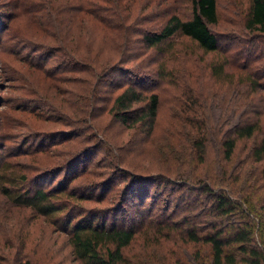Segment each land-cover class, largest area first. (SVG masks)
Returning a JSON list of instances; mask_svg holds the SVG:
<instances>
[{
    "label": "rangeland",
    "instance_id": "rangeland-1",
    "mask_svg": "<svg viewBox=\"0 0 264 264\" xmlns=\"http://www.w3.org/2000/svg\"><path fill=\"white\" fill-rule=\"evenodd\" d=\"M192 3L193 0H0V183L10 193L7 196L0 190V264H78L68 235L60 230L66 216H42L34 209L14 202V197L36 189L48 191L65 185L78 195L94 193V199L80 200V211L99 212L108 221L118 219L122 222L115 207L121 188L129 178L123 180L120 177L135 173L142 178L151 176V179L157 177V171H164L171 165L175 167L171 149H181V154L188 152L189 146L185 143L188 126L204 121H224L226 125L237 123L240 109L234 102L239 99V103H243L245 99L240 95L247 92L244 83L236 82L242 71L232 64L228 67L230 75L217 77L211 72V66L221 62L227 53L235 58L245 47L239 41L246 33L244 24L250 0H217L218 22L209 25L220 40L221 48L217 52L206 53L181 35H176L158 49H147L142 44V35L171 15L190 18ZM78 9H83L80 14L76 13L78 19L93 20L91 11H98L107 21L105 24L85 21L74 28L79 26L82 32L87 28L94 32L95 44L105 56L115 53L121 42L120 34L105 28L109 27L107 23L120 22L126 26L130 35L126 53L132 54V58L123 74L107 79L113 85L104 88L99 99L94 101L90 118L93 128L89 133L67 139V135L77 132L76 127L81 125L73 119L77 116L67 103L70 99L67 92L72 86L81 85H70L68 81L73 80L76 74L62 72L55 56H49L52 47L58 44L52 39V34L59 32L58 24H53L49 18V11L56 10L57 16L65 20L72 13L69 11ZM40 15H45L48 20L39 21ZM113 35L118 38L115 40ZM41 45L49 50L39 49ZM151 59L156 61L154 66L158 74L141 76L127 73L134 66L146 67ZM133 83L140 85L144 93H156L158 96L157 114L151 129L141 124L134 127L125 125L110 111L113 99ZM143 106L144 102L135 105ZM260 126L264 134V111L260 115ZM252 144V139L238 143L229 172H235L238 163L235 161L244 159ZM88 146L94 149L84 154L73 169L57 173L62 169L57 163L63 158L65 149L78 151ZM219 156L213 141L208 145L199 171L214 176ZM109 164L111 166L107 170ZM100 171L112 176L108 186L104 184L108 179L99 186L95 184L102 177L92 174ZM75 172L77 174L71 179ZM88 179L94 184L86 185ZM232 181L237 185L235 178ZM175 189L179 188L176 186ZM150 191L144 210L141 207L139 211L147 213L156 205L151 213L153 219L147 217L143 220L136 212L123 213L127 215V222L131 221L140 228L135 241L124 249L128 264H166L181 252L189 254L191 244L177 250L175 231H171L182 227V220L185 221L187 215H200L199 218L205 221L203 227H208L209 221L205 220L207 200H204L202 192H174L175 196L185 191L190 195V201L174 207L169 202L173 193L171 184L156 182ZM257 193L262 192L257 189ZM103 196L105 199L100 200ZM195 198L197 200L193 202ZM108 200L114 202L109 204ZM63 201L64 197L58 198L56 203ZM160 209H167V214H170L165 222L174 221L177 225L159 223L154 217L163 218ZM71 214L75 215V221L85 217V212H68L67 217ZM154 221V227L162 229L158 235L150 226Z\"/></svg>",
    "mask_w": 264,
    "mask_h": 264
},
{
    "label": "trees",
    "instance_id": "trees-1",
    "mask_svg": "<svg viewBox=\"0 0 264 264\" xmlns=\"http://www.w3.org/2000/svg\"><path fill=\"white\" fill-rule=\"evenodd\" d=\"M250 9L244 24L246 33L239 41L245 46L240 55L234 56L227 53L226 57L219 63L211 66L214 76L230 75L229 65H234L242 71L237 83H244L245 95H240L245 100L239 103L236 99L234 105L240 109L237 123L226 125L221 123L204 121L194 126H188V133L185 135L186 145L189 146L187 153H180L178 148H172V155L176 161L175 167L171 165L164 171H157L156 178L151 176L140 177L126 173L122 178L128 179L122 187L118 203L115 207L116 214H121L122 222L118 219L108 221L99 212L92 213L80 211L78 203L80 200L94 199V193L90 196L78 195L64 186L52 190L36 189L28 194H20L13 198L14 202L34 209L42 216L53 218L65 217L64 225L60 230L68 235L72 254L78 264H128L124 256V249L133 243L140 228L131 221H126L125 212L139 214L145 220L151 217V213L157 208L144 210L146 200L149 198L151 187L156 184H171L173 193L169 202L174 207L184 201H190V195L179 193L178 190H197L205 195L206 219L208 227L199 216L187 215L182 227L171 229L175 231L174 244L177 250L191 244L192 250L184 255L177 254L174 260L166 264H264V134L261 133L260 115L264 111V0H250ZM83 9L72 10L66 19L58 17L57 11H49V18L53 24H58L59 32L52 34V39L58 44L52 47L49 56H55L58 68L68 74H76L73 80L68 81L70 85L79 83L80 87L72 86L67 93L70 94L68 105L73 108L77 117L73 119L79 122L77 132L72 131L67 139L81 136L84 132L89 133L93 128L90 121L93 115L94 101L99 99V93L112 82L108 78H114L115 74H123L132 54H128L127 48L130 41L129 30L122 23H107V30L120 34V45L115 53L104 55L97 47L93 39L94 32L88 28L82 32L76 25L105 21L98 11H91L92 18L78 19ZM75 13V14H73ZM90 17V16H89ZM48 20L45 15L39 16V21ZM218 22L217 0H193L192 14L188 19H182L178 15H171L158 27L142 35V44L147 49H158L164 43L176 35L188 37L206 53L219 51L221 48L218 36L209 27L210 24ZM102 29V28H101ZM114 39L118 38L113 35ZM39 49L49 50L47 47L39 46ZM150 56V54L148 55ZM156 61L150 60L146 67L129 68L127 73H135L141 76L156 75L158 69L154 66ZM157 64V63H156ZM163 72L161 67L160 73ZM239 77V76H238ZM140 84V83H139ZM86 92V94H85ZM239 95V94H238ZM144 102L142 108L135 107L136 104ZM82 107H78V106ZM158 109V96L156 93H144L137 83L127 85L114 99L110 111L113 117L121 123L134 127L145 125L152 128ZM219 152L216 174L207 175L200 170L205 161L208 145L213 144ZM253 140L252 148L244 159H237L235 172H229V165L233 163L240 143L243 140ZM185 143L182 146H185ZM94 149L88 146L84 150L75 151L74 148H67L62 153L63 158L57 163L62 169H73L74 164L84 154H89ZM111 164L106 166L107 170ZM254 166V168H253ZM119 170H121L118 165ZM124 172V170H121ZM199 171V172H198ZM113 172V171H112ZM77 173L72 175L71 179ZM106 171L93 173L92 176L102 177L101 182L108 179L106 186L112 182L110 174ZM130 176V177H129ZM119 178V177H118ZM235 178L238 183L234 184ZM71 182V180H70ZM86 185L94 184L88 179ZM176 186L179 188L175 189ZM261 191L262 193H257ZM0 190L10 196L9 190L0 183ZM258 194V195H257ZM64 197V201L57 204L58 198ZM194 198V197H193ZM105 199L103 196L100 200ZM197 198L193 200L195 202ZM178 201H180L178 203ZM114 202V201H113ZM108 200L109 204L113 203ZM158 202V201H157ZM156 202V204H157ZM75 206V207H73ZM138 208V209H134ZM135 211H130V210ZM161 210V209H160ZM183 211V210H182ZM68 212H85V217L75 221V215L67 217ZM81 214V213H79ZM162 217L158 218L159 223L177 225L169 220L167 209L160 211ZM77 215V214H76ZM166 215V216H165ZM234 218L233 220H231ZM153 219V218H152ZM151 227L156 226L155 221ZM154 234H159L162 229L154 227ZM158 239V237H156ZM158 243V242H155ZM20 264V263H18ZM29 264V263H27Z\"/></svg>",
    "mask_w": 264,
    "mask_h": 264
}]
</instances>
